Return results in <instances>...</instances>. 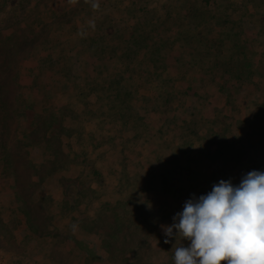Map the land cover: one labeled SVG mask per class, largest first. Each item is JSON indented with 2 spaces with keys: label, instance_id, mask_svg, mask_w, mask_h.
Returning a JSON list of instances; mask_svg holds the SVG:
<instances>
[{
  "label": "rangeland",
  "instance_id": "obj_1",
  "mask_svg": "<svg viewBox=\"0 0 264 264\" xmlns=\"http://www.w3.org/2000/svg\"><path fill=\"white\" fill-rule=\"evenodd\" d=\"M43 1L0 0V258L163 264L159 246L174 250L176 240L155 233L166 213L144 189L162 193V176L143 170L147 155L166 150L159 128L144 127L149 112L126 104L127 95H119L118 110H87L94 98L81 76L82 30H48ZM102 115L120 120L118 133L94 125ZM172 193L186 199L185 191Z\"/></svg>",
  "mask_w": 264,
  "mask_h": 264
},
{
  "label": "crops",
  "instance_id": "obj_2",
  "mask_svg": "<svg viewBox=\"0 0 264 264\" xmlns=\"http://www.w3.org/2000/svg\"><path fill=\"white\" fill-rule=\"evenodd\" d=\"M38 6L48 30H82L81 76L94 98L87 110H118L123 94L126 104L149 112L145 128H159L166 150L147 155L143 165L145 175L162 176V193L144 189L166 213L156 226L159 237L167 238L161 225H171L193 196L220 180L239 185L248 172H264V0H44ZM186 115L198 128L186 126ZM120 123L102 115L94 125L114 134ZM179 190L186 199L173 196ZM158 250L163 264H174L172 248Z\"/></svg>",
  "mask_w": 264,
  "mask_h": 264
},
{
  "label": "clouds",
  "instance_id": "obj_3",
  "mask_svg": "<svg viewBox=\"0 0 264 264\" xmlns=\"http://www.w3.org/2000/svg\"><path fill=\"white\" fill-rule=\"evenodd\" d=\"M172 220L161 228L165 243L176 240L174 264H264V172H248L239 185L220 180Z\"/></svg>",
  "mask_w": 264,
  "mask_h": 264
},
{
  "label": "built area",
  "instance_id": "obj_4",
  "mask_svg": "<svg viewBox=\"0 0 264 264\" xmlns=\"http://www.w3.org/2000/svg\"><path fill=\"white\" fill-rule=\"evenodd\" d=\"M0 264H6V263L0 258Z\"/></svg>",
  "mask_w": 264,
  "mask_h": 264
}]
</instances>
